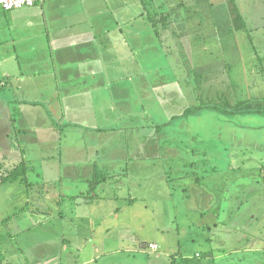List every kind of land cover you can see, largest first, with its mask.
<instances>
[{
	"label": "rangeland",
	"instance_id": "1",
	"mask_svg": "<svg viewBox=\"0 0 264 264\" xmlns=\"http://www.w3.org/2000/svg\"><path fill=\"white\" fill-rule=\"evenodd\" d=\"M22 11L52 35L125 38L102 51L93 38L64 60L0 54V264H264V78L253 61L254 48L264 57V0H44ZM154 13L171 16L159 38ZM88 60L150 85L131 76L124 94L103 87L74 108L61 63L77 74ZM55 63L61 87L33 71ZM17 165L27 180L1 182Z\"/></svg>",
	"mask_w": 264,
	"mask_h": 264
},
{
	"label": "crops",
	"instance_id": "2",
	"mask_svg": "<svg viewBox=\"0 0 264 264\" xmlns=\"http://www.w3.org/2000/svg\"><path fill=\"white\" fill-rule=\"evenodd\" d=\"M80 1H83V0H80ZM43 2L44 0L32 6H25L19 9H13L18 12V13H13V14L9 13L12 10L6 11L0 7V54L3 55V59H6L18 53L19 54H22V53L35 54L38 51L47 50L49 53L53 54V57H54L53 60H56V59L64 60L67 55V52L70 53L74 50H77V48L80 45L89 46V47H91L92 45H95L96 40H92L93 38L98 39L97 44L95 46V50H98V51H102L103 48L105 50L108 49L107 44H108L109 37L122 38V39L125 38L124 35L112 36L111 31L109 32L101 31V34L99 35H96L97 33H94V31H87L86 33L85 32H82V33L81 32H78V33L61 32V33H57V35L55 32H53V35H52L51 30L47 29L48 27L47 25L37 26L33 20H30L27 16L21 15L23 12L22 10L24 8H32ZM18 15H20L22 19L17 17ZM184 18H187V20L185 19L186 23L187 21H193V20L188 19V14H184ZM180 20L181 21L183 20V16L182 18L180 17ZM45 21L47 22V20ZM199 22L200 23L203 22V19H201ZM69 26L67 24V27ZM184 29L187 32H189V30H187L188 29L187 27H185ZM156 34H157V37L159 38L158 32H156ZM131 36L137 37L138 33L133 34ZM209 50L214 52L213 48H209ZM86 52H87L86 50H84V52L81 50V53H86ZM54 53H55V56H54ZM97 55H99V53H97ZM99 58L100 60L102 59L101 54ZM253 58H254L253 61H255L256 64H258V66H261L260 70H262V67L264 69V57H261L258 55V51L256 48H254ZM71 59L73 60V58ZM83 64H86L85 67L79 66L77 74H74L73 70L67 64L61 63V66L63 65L65 66L64 73H62V76H64L65 78V84L67 85L68 83L71 82L72 83L71 86L77 87L71 90V92L67 94L69 101L75 100L76 102H78L77 105H74V108H77V106H79V103H82L84 101V100H79V98L84 96V94L88 95L89 93H91L95 95V93L98 92V90L103 87H111L113 89V87L116 86L114 88V91L117 92L118 94L119 93L124 94V90L120 87L126 86L127 83H122V80H124L125 78L129 79L131 76H133V80L138 86L150 85L148 83L149 79L145 78L139 81L140 74L121 73L120 71L121 65L119 63H116L115 61H112V63L101 62V61H97L96 63H94L88 60L83 63L81 62V66H83ZM57 68H58V65H56L55 63L53 64V66L46 68L43 71L44 74L39 73L40 69H37V68L36 69L34 68L33 71H35L38 74V77L40 78L42 75L44 76L48 75L47 76L48 78L55 80L57 82L56 84L59 87H61V81H60L61 78L56 73L58 70ZM80 70H82V72ZM84 75L88 76V80L76 81L78 77L84 76ZM261 77L264 78V70H262ZM2 83L6 84L5 81ZM33 86H39V89H40V91H38L39 93L42 91L41 82L39 84L35 83ZM79 87H82V89H80ZM93 87H96V90ZM234 99L235 98L232 97V100ZM30 103L32 104L38 103L39 105H41L40 102L37 100H33V102H30ZM41 115L42 114L39 111H37V113L34 114L33 118L39 119ZM47 115L50 117V114L47 113ZM54 124L56 125V123ZM94 130L98 131V133H103L107 129L94 128ZM107 149L109 148H106V150ZM103 159H106L105 155ZM26 175L23 177L25 178V181L27 180ZM70 195H73V194L70 193ZM64 196H67V194H65ZM84 246L86 245H82V247ZM96 250H98V248H96ZM92 261L93 259L90 258L88 261H86V264Z\"/></svg>",
	"mask_w": 264,
	"mask_h": 264
},
{
	"label": "trees",
	"instance_id": "3",
	"mask_svg": "<svg viewBox=\"0 0 264 264\" xmlns=\"http://www.w3.org/2000/svg\"><path fill=\"white\" fill-rule=\"evenodd\" d=\"M163 16H165V17H160L159 13L148 14V16H147L148 22L153 26V28L156 32H158V30H159L158 29L159 24H164L166 22L168 23V21H169L168 19H170V17H171L170 15H168V16L163 15ZM262 70H264L263 67H262ZM204 107L218 109V110H221V111L227 112V113L232 112V111H229L228 109L221 108L217 105L207 104ZM199 108L200 107H194L192 109L197 110ZM258 111H262V110H258ZM25 174H26V169L21 168L20 166L17 165L11 169V171L8 173V175H3L1 182H4L6 180L18 179V178H20V176L25 175ZM22 179H24V178L21 177V180Z\"/></svg>",
	"mask_w": 264,
	"mask_h": 264
},
{
	"label": "built area",
	"instance_id": "4",
	"mask_svg": "<svg viewBox=\"0 0 264 264\" xmlns=\"http://www.w3.org/2000/svg\"><path fill=\"white\" fill-rule=\"evenodd\" d=\"M41 1L43 0H0V7L6 11H9L13 9H19L25 6H32ZM149 247L151 249H156L157 245L151 243Z\"/></svg>",
	"mask_w": 264,
	"mask_h": 264
}]
</instances>
